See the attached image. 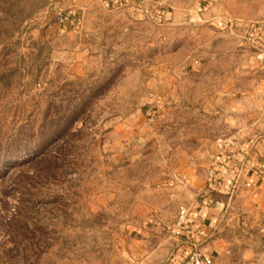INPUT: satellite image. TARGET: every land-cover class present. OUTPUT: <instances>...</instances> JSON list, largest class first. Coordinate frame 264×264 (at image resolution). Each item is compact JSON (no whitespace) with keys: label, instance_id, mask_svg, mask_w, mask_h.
I'll use <instances>...</instances> for the list:
<instances>
[{"label":"rangeland","instance_id":"rangeland-1","mask_svg":"<svg viewBox=\"0 0 264 264\" xmlns=\"http://www.w3.org/2000/svg\"><path fill=\"white\" fill-rule=\"evenodd\" d=\"M252 22L264 0H0V264L164 260L174 185L261 82Z\"/></svg>","mask_w":264,"mask_h":264},{"label":"crops","instance_id":"crops-1","mask_svg":"<svg viewBox=\"0 0 264 264\" xmlns=\"http://www.w3.org/2000/svg\"><path fill=\"white\" fill-rule=\"evenodd\" d=\"M245 34L255 48L253 64L262 78L250 83L246 91L235 93L229 109L225 107V117L229 114L234 122L235 152L243 178L251 186L241 184L231 190L235 170L223 176L219 188L208 185L204 174L198 177L189 171L187 178L174 185L172 195L188 208L190 224L173 238L172 251L159 264H183L191 250L210 257L213 264H264V245H260L264 243V175L256 163L264 159V25L252 22ZM217 146L216 141L208 143L205 155L211 158ZM173 219L174 213L159 214L155 223L169 225Z\"/></svg>","mask_w":264,"mask_h":264},{"label":"built area","instance_id":"built-area-1","mask_svg":"<svg viewBox=\"0 0 264 264\" xmlns=\"http://www.w3.org/2000/svg\"><path fill=\"white\" fill-rule=\"evenodd\" d=\"M217 148L209 159L205 182L216 188L222 184V178L227 175L230 170H235L236 174L231 184V190L236 189L241 184L245 187H250L251 182L243 178L242 163L238 161L235 148L237 146V137L235 134L228 135L222 139H218ZM259 171L264 175V159L256 161ZM190 217L189 210L186 206H180L174 223L171 226V233L174 236H181L189 227ZM183 264H213L210 257H205L202 252L198 250L189 251Z\"/></svg>","mask_w":264,"mask_h":264}]
</instances>
